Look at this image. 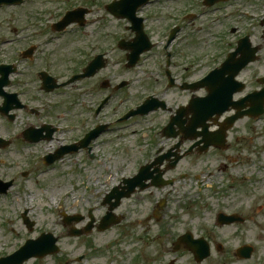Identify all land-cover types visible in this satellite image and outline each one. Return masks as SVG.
<instances>
[{
  "label": "rangeland",
  "instance_id": "rangeland-1",
  "mask_svg": "<svg viewBox=\"0 0 264 264\" xmlns=\"http://www.w3.org/2000/svg\"><path fill=\"white\" fill-rule=\"evenodd\" d=\"M45 1L42 4L44 0H34L16 11H0V40L12 37L10 25L13 23L24 26L26 22L37 21V28L30 32L34 36L28 44V48H36L34 60H21L12 49L20 46L5 44L0 45V63L19 64L21 76L16 79L15 90L24 87L21 88L23 102L41 110L39 116L17 111L12 122L0 116V138L11 142L8 147L0 149V180L14 182L5 195H0V257L17 250L26 239L35 240L41 234H51L57 239L59 254L30 260L25 264H108V261L133 264L138 258L136 251L142 246L141 238L138 240L136 235L139 236L145 227L155 226L152 220L145 218L151 214L157 200L161 202L167 198L170 207L168 215L173 217L170 219L171 224L178 230L187 228L195 238H204L207 242L210 236L211 249L214 244L224 245L226 252L218 254L213 250L202 264H264V117L254 123L244 120L239 122L235 129L237 142L232 140L234 147L227 153L217 151L200 157L194 154L185 156L172 175L187 173L188 177L178 179L176 175V186L170 188L171 192L167 188H152V193L147 190L137 198L122 201L113 212L125 217L119 225L105 232L93 229L90 234L78 238L69 235L70 229L82 230L89 223V213L96 223L104 216V196L118 185L121 177L134 174L140 165L152 161L157 149L164 152L178 143L179 139L168 140L161 133L174 111L186 104L190 93L175 87L165 90V64L158 63V54L157 57L153 53L142 57L144 62L138 67L126 69L125 53L116 47V43L120 39H133L132 33L124 28L128 23L109 20L110 16H106L100 8H93L91 15L86 17V27L78 33L76 28H69L71 31L64 37L43 33L44 21L54 22L65 10L84 7L82 0L53 5ZM248 1L251 0H241L239 3L245 5ZM177 2L187 6V0ZM254 4L259 9L258 17L264 15L262 2ZM193 5L200 10V4ZM165 6L171 9L170 3ZM167 7L162 9L155 3L141 12L144 17L150 15L144 31L152 42H157L159 33L172 24L163 13ZM48 8L53 14L50 19L47 14L42 16ZM13 13L15 15L10 16ZM231 24L227 22L226 26ZM262 30L264 28L258 27L251 32L252 46L261 47L257 61L237 77L238 81L246 84L248 91L258 87L257 79L264 77ZM221 37H225L226 42L234 39L226 34L219 21L207 17L187 26L177 43L178 53L192 58L195 64H173L171 72L193 81L217 68L223 61V51L227 52L231 48L223 49ZM102 51L107 65L94 79L75 82L53 94L38 91V83L32 72L44 68L46 63L43 58L48 54L54 60L56 74L63 75L59 82H64L73 74L70 70L78 64L85 66L93 53ZM153 58H157V64ZM83 67L78 69V74ZM121 80L127 85L119 89L115 86ZM82 87L93 89L81 94L79 89ZM147 94H156L163 99L172 112L158 111L124 123L116 122L129 109L142 102ZM108 95L111 98L107 106L95 116L92 108ZM195 95L201 96L202 92ZM43 107L46 108L44 112ZM55 118L62 125V132L56 134L53 140L38 144L22 141L20 134L26 128H38L43 122L54 121ZM106 123H110V130L91 143L89 153L83 150L65 156L52 166L43 164V157L60 145L79 140L95 124ZM71 128L74 131H70ZM183 146H187V143L180 150L184 149ZM23 172L26 175L23 176ZM196 176L199 178L195 179ZM257 178L263 181L257 182ZM24 209H27V213L22 220ZM222 209L238 214L244 223L218 227L216 215ZM66 216H79L82 220L64 226ZM142 219L140 224L137 223ZM25 222L29 225L26 226ZM114 241V247L106 248L108 243ZM243 245L254 248L253 256L248 261H239L234 257V251ZM150 247L152 253L156 246L151 244ZM147 256L149 262L144 264H153V260L156 264H168L167 261L175 257L170 252L164 254L163 245L158 244L157 256ZM80 257L84 258L81 263L76 262ZM177 257V264H196L192 254L186 250L179 251Z\"/></svg>",
  "mask_w": 264,
  "mask_h": 264
},
{
  "label": "flooded vegetation",
  "instance_id": "flooded-vegetation-1",
  "mask_svg": "<svg viewBox=\"0 0 264 264\" xmlns=\"http://www.w3.org/2000/svg\"><path fill=\"white\" fill-rule=\"evenodd\" d=\"M33 1L34 0H23V5H21L19 7H11V8L12 9H21L23 6L27 5L28 3L31 4ZM68 1L69 0H67V2ZM82 1L84 2V7L80 6L79 8H84V9H77L76 10L77 11L76 18H82L85 21V25L83 28L76 27L77 33L86 27V25L88 23V19L86 17L91 15V12L94 11V9H93L94 7L100 8L101 12H103L106 16H110L109 20H111V21L114 20L113 15L111 13H109L106 10V8L108 5H110L111 3H113L114 1H117V0H82ZM177 1L178 0H148L147 3L141 9H139L137 11V14L143 18V25H144V29H145V24L148 21L147 17H149L150 15H148L147 17H144L141 15L142 11H144L145 9H147L148 7L152 6V4H155V3L157 4V6H161L162 9L167 7V6H165V5H167V3H170V5H171V7H170L171 9L168 10V7H167V9L163 11V13H164L165 17L167 18V20L172 21V24L170 26H167L163 31H161L159 33V37H158L157 42H154V45H153L151 51L148 52L147 54H145L143 57H146V56L153 53L156 57L158 54V63H160V64L161 63L162 64H171V66H173V64H195L194 61H191L192 58L184 57L182 52H180V54L178 53V47H177L178 44L177 43H178V41H180V39H181L180 36H181L182 32L185 29H187V26L193 24L195 21L199 20L202 17H207L208 19H210L212 21L213 20L219 21L222 29L225 30L226 34L234 37V39L229 41V42H226L225 37L220 38V45L223 47V49H227V48L231 47L227 52H226V50L223 51L225 53L223 61L226 59L228 54L231 53L232 50L236 49L237 45L239 43H241L242 39H244L245 37H246V43L249 44L250 48L251 47L258 48L257 45L252 46V42H251L252 33L251 32L256 30L258 27L264 28V15L258 17L259 16V12H258L259 9H258L257 5L254 3L255 2L261 3L262 2V5H264V0H251V1H248V3H246L245 5L242 2L239 3L241 0H200V1L199 0H187V6H182V5L178 4ZM191 1L196 6L198 4H200V10H198L197 7H194V5L191 4ZM48 2H49V5H53L54 3L60 2V0H48ZM45 3H46V1L44 0V3H42V4H45ZM180 3L182 4L183 2L181 1ZM237 3H239V4H237ZM229 7H230V11L228 10ZM2 9L7 10L10 8H6V7L0 8V10H2ZM68 10H71V8H69ZM68 10H65V11H68ZM14 11H16V10H14ZM46 11H48V12H44L42 14V16L47 14L49 19L52 18L53 14H51L50 8L46 9ZM13 15H15V13H13L10 16H13ZM34 21L35 20H32L30 22H26L24 25L25 28L24 27H18L20 30L14 28L12 31L11 39H9V42L4 41V43H6V44L16 43L20 46L18 49L12 48L13 51L21 52V51L25 50L26 48H28V44L30 43V39L33 37L32 33L29 32V28L32 27ZM227 22H232L233 24H231L229 27H227L226 26ZM127 27H129V25L128 26L125 25V27H124L125 30H127L131 33V31L128 30ZM171 32H172V34H174L173 35L174 39L166 47V44H167L166 41H167V38L171 35ZM263 36H264V30H262V40L264 42ZM164 38H166L165 42H163V40H161ZM160 42L162 43L161 48H159ZM168 47H169V52L166 54V52L168 51L167 50ZM259 48L261 49V47H259ZM163 51H164V56H163L164 60L161 62ZM98 53L104 54V56H105V53L103 51L102 52H95L94 54H98ZM168 54H169V58L167 60ZM152 60H154L155 64H157V58H153ZM142 61H143V59H142ZM106 65H107V63L105 64V68H106ZM52 66H53V70H54V64H52ZM43 69L47 71L48 67H44ZM77 72H79V71H77ZM77 72H75L73 74H78ZM99 73L100 72H98L94 77L87 78V79L82 80V81L94 79ZM56 77L57 76H55V78ZM173 79H174L175 88H178V86L182 83L189 82L184 78L183 75L174 74ZM56 80L59 82L60 78H57ZM16 81H18V80H14L12 78L10 79V83H9L8 88H7V92H12L14 90L13 92H17L18 95L22 96L23 90L21 91V88H24V87L20 86V88L17 87V89L15 90L16 85H17ZM191 83H192V81H191ZM18 84H19V82H18ZM45 85L47 88H49L52 86V83L49 81H46ZM107 87H108V85H107ZM92 89L93 88L82 87L79 90H81V94H86V93H89ZM258 89H259L258 87H255L254 89H252L250 91H248L246 89L247 93L245 95H247L251 92H254ZM38 91L43 92L40 89ZM58 91H60V89L55 90L53 93L58 92ZM201 92H202L201 96H204L206 94V92L204 90H202ZM53 93H51V94H53ZM188 94H189V92H188ZM192 97H193V95L190 93L189 99L185 105H187V103L190 101V99ZM241 97L242 96H240V95H235L233 97V100L237 101V100L241 99ZM1 101L2 100L0 99V102ZM96 107H97V105H95L94 112L96 111ZM45 110H46V108L43 107V112ZM32 111L35 112L34 110H32ZM47 112H48V110L46 111V114H47ZM234 113H235L234 111H228V112L222 114L218 120L214 121V119H213L209 123V127H210L211 132H215L217 130L216 125L220 124V123H224V121H226L228 118L233 116ZM36 115H38V114H36ZM96 115H97V113H96ZM243 120L248 121L249 119L243 118ZM243 120L237 121L235 123V125L229 131H227L226 140L223 144V149L210 148L204 154H207L210 152H217V151L220 152L221 154L229 152L234 147L233 142L234 143L237 142V138H236V134H235V129L237 127V123H239ZM58 121H59L58 118H55V120L51 121V124H50L53 127H51V128L46 127V125H49V124L45 123L44 126L40 125L38 127V129L43 130V135H47L48 131H50V130L53 131V135L59 134L62 132V130H61L62 125ZM177 131H178L177 128L174 129V132H177ZM53 135H52V138H53ZM178 139H181V137H178ZM232 140H233V142H232ZM186 143H187V146H183L184 149L179 150V152L181 153V157L179 158L177 163H175V165H174V161H173L174 158L170 157L175 152L174 151L175 146L173 148L171 146L170 148H168L164 152L162 150L157 149V152L155 153V157L153 158V160L148 162V163H145V164L143 163V165L149 166V170H148L149 178H155V177L160 176L161 179L158 181L160 183H165L164 187H157L155 189L159 190L161 188H167L168 191L171 192L170 188H174L176 186V182H175L176 180L175 179L177 178V176H178V179H186L188 177L187 173H180V174L172 175V172L176 171L177 166L183 160V158H185V156L192 155V154L198 155L199 157H200V155L201 156L203 155V154H201L202 153V151H201L202 145H200L199 147L192 148L191 146L195 145V143L186 141L183 144H186ZM181 146H180V148H181ZM179 152L177 151V154ZM210 175L211 174H209V176ZM199 176L202 177L201 174ZM201 177H200V180H201ZM198 178H199L198 176L195 177V179H198ZM207 178H209V177H207ZM201 181L203 182V180H201ZM147 184H149V185L152 184V181L150 180ZM13 185H14V182H13L12 186ZM152 188L153 187H150V188L142 190V191L137 189L134 191V193L129 198L124 199V200L126 201V200H130L131 198H133V199L137 198V196L139 197L140 194L145 193V191H147V190L149 191V193H152L151 192V191H153V190H151ZM165 199L162 200L161 202H158L160 199L157 200V204L152 209L151 214H148L145 218V220H149V219L152 220V223H155V226H153V224H152V227L151 226L145 227L141 232H139V236L136 235L138 240H139V237L141 238L142 246H141V248H139V250L136 251L138 258L135 262H133V264L148 263L149 258L147 256V254L150 256H157V244H158V246L163 245L164 254H167L170 252V254L175 256V257L169 259L167 261V263L168 264H177L178 252L179 251H185V250L188 251L185 246L187 244H189V242L191 240H198L199 239V238H195V236H193V234L190 232L189 229L181 228V230H178L174 224H171L172 220H170V219H173V217L168 215L170 207H168V205H169L168 201H167L168 199L167 198H165ZM124 200H122V201H124ZM122 201L120 202V205H121ZM102 205H103V202H102ZM116 216L120 217L119 218L120 223L125 220L124 216H120V215H116ZM21 218H22V215H21ZM142 221H143V219L138 221L137 223L140 224ZM100 222H101V219L98 220L97 223L95 222L94 226L97 227L100 224ZM151 233L152 234L156 233V234L152 237L146 236L147 234H151ZM132 236H135V234H132ZM183 237H186L185 241L183 243H181V245H179V249L177 251V249H175L173 247V245ZM207 238L209 239V241H208V244H209L211 241V237L208 236ZM202 239L204 240V238H202ZM151 244H154L156 246L153 250L154 254H153V252L150 253V250H152V248L150 247ZM210 249H211V247H210ZM216 252H218V254L224 253V252L219 253V250ZM152 263L156 264V262L154 260L152 261ZM202 263H199V264H202ZM108 264H115V263L113 261H108Z\"/></svg>",
  "mask_w": 264,
  "mask_h": 264
},
{
  "label": "water",
  "instance_id": "water-1",
  "mask_svg": "<svg viewBox=\"0 0 264 264\" xmlns=\"http://www.w3.org/2000/svg\"><path fill=\"white\" fill-rule=\"evenodd\" d=\"M67 22L69 20H66ZM142 45V43H139ZM254 51L249 52H242V57L240 60H235V55L233 54L229 60L225 64L221 66L220 69L214 70L211 72L207 78L204 80L198 82L195 84V86H189L190 88H201V87H208L209 88V95L207 98L200 99V100H194L190 103V106L188 108V112L192 114V123L191 126L187 128H182V132L185 134L189 132H193L196 128H202L205 129V121L206 119H209L214 115L215 113H220L218 110L224 105H227L230 103L231 99V92L235 91L233 89L234 86H238L239 84L234 81V78L236 75L243 69L245 66L254 60ZM227 77L225 78V76ZM264 84V80L261 81ZM245 102H251V107H253L250 111L249 115H258L261 114L263 111V104H264V89L260 92L248 96L245 100L239 102L235 106L240 107ZM151 102H146L143 106L139 107L135 112H132L126 116L128 118L131 115H145L151 110L157 109L155 106H151ZM162 108H165L164 103H160ZM8 110H5L3 113L7 114ZM187 112V113H188ZM181 115L178 114L177 117H175V121L170 124V128L175 124L177 126L180 125V118ZM13 117H9V119H12ZM29 135H32L30 133V130L23 133L24 138L28 137ZM38 139V138H36ZM121 195L117 194V198L120 199L122 196H127L126 193H120ZM111 210V209H110ZM112 219L111 216H108L105 220L109 221ZM110 224V223H109ZM107 227V226H106ZM105 229V227H100V230ZM89 230V227L87 228V231ZM56 242L55 239L52 238L51 235H42L38 240L28 242L22 249H20L17 253L14 255L0 260V264H22L24 261H26L29 258L37 257L41 258L44 257L47 254H52L57 251L54 243ZM245 252V253H243ZM243 254V257L248 258V253H250L249 248L243 249L241 251ZM200 255H198L199 258ZM207 256V252H206ZM205 256V257H206Z\"/></svg>",
  "mask_w": 264,
  "mask_h": 264
},
{
  "label": "bare ground",
  "instance_id": "bare-ground-1",
  "mask_svg": "<svg viewBox=\"0 0 264 264\" xmlns=\"http://www.w3.org/2000/svg\"><path fill=\"white\" fill-rule=\"evenodd\" d=\"M52 199H54V198L52 197ZM52 199H51V201H52Z\"/></svg>",
  "mask_w": 264,
  "mask_h": 264
}]
</instances>
